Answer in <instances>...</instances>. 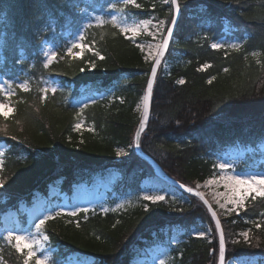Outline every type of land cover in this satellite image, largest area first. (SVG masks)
Returning <instances> with one entry per match:
<instances>
[{"label": "trees", "instance_id": "1", "mask_svg": "<svg viewBox=\"0 0 264 264\" xmlns=\"http://www.w3.org/2000/svg\"><path fill=\"white\" fill-rule=\"evenodd\" d=\"M179 1L182 14L167 55L169 69L158 72L141 145L168 175L194 186L218 172V158L228 149L252 148L248 159L263 151L264 0ZM136 3L139 8L129 5L122 13L123 0H0V78L10 81L14 91L10 99L0 94V101L12 106L7 118L0 115V139L8 145L0 169V264H23V256L5 239L9 233L1 217L6 210L19 211L59 180V194L70 193L75 184L111 168L119 175L104 201L88 212L45 213H60L41 229L48 236L47 264H69L73 253L91 255L99 263L131 264L136 244L165 240L178 224L187 229L201 221L213 224L199 197L143 199L142 179L156 172L137 154L134 135L153 61L110 21L122 15L169 19L173 9L170 1ZM97 18L107 23L97 25ZM81 34L85 47L68 55L71 38ZM46 42L56 49L47 68ZM216 42L225 47L212 49ZM231 44H239V50ZM205 63L211 67L199 71ZM180 79L185 83H177ZM23 81L27 92L17 87ZM46 84L57 91L42 100L40 89ZM123 147L129 155L120 158L116 152ZM21 219L26 221L22 214ZM220 219L226 259L261 255L264 260V198L250 197L239 212ZM250 228L251 243L231 237ZM216 236L211 242L187 234L169 245L171 263L208 264L214 245L217 252Z\"/></svg>", "mask_w": 264, "mask_h": 264}, {"label": "rangeland", "instance_id": "2", "mask_svg": "<svg viewBox=\"0 0 264 264\" xmlns=\"http://www.w3.org/2000/svg\"><path fill=\"white\" fill-rule=\"evenodd\" d=\"M164 3H167L166 0H161ZM171 0H168V2ZM116 14V13H115ZM173 14L169 19H159L156 20L154 18H145V19H127L129 24H139L144 21H147L146 27L140 29L138 34L134 37L132 33H127L128 37L133 38L142 50L145 53V58L148 62L153 61L159 51L157 46L162 44L163 38L166 34L167 28L172 20ZM176 35V31H175ZM176 39V36L173 38V41ZM79 41L83 44L82 40H79V36L71 38V44L73 42ZM47 47L45 52H55V46L46 42ZM219 43V42H216ZM172 43L170 44L171 47ZM71 47V46H70ZM169 47V49H170ZM169 49L167 55L169 53ZM74 51V49H73ZM165 56V59L161 65V71H164L169 68L170 58ZM0 83H4L3 79L0 78ZM143 106V98L139 104V111L141 113ZM12 110L9 112V114ZM8 149V145L2 139H0V153H3L0 156V169L2 168V162L4 159V155L6 150ZM123 149L126 153L124 156L129 155V149L127 147L120 148ZM262 152L257 154V156L248 159V153H252V148L236 146L228 149L221 157L218 158L217 161V169L218 172L211 177H208L203 182L195 183L194 187H198L200 190L204 192L207 198L211 201V203L216 208L219 216L222 215L227 217L233 212L229 213L227 208H232L233 205L228 204L226 202V197L231 194V185L226 187L225 185L229 184L227 179H219V177H228L233 174L231 169H227L221 171L218 168L220 163H229L234 166L235 172L243 173V174H254V173H264V143L261 145ZM124 156H120L124 157ZM259 163H262L259 166ZM119 175V172L115 168L109 169L104 174H95L92 178L88 179V181H84L73 186V189L70 193L67 191H62L59 194L60 189L62 188L61 181L54 183L51 185L49 192L47 195H43L42 193H36L33 197L32 202L30 203H22L20 205L19 211L8 209L6 210L1 219L5 225L6 231L8 233L20 234V235H31L34 239H41L40 234L37 232L35 225L39 223L40 219L45 216V213L52 210H71V212L76 209L83 208H92L100 201H104V196L106 194V189L108 185L116 179ZM210 179H216L215 184H209L208 181ZM1 181V179H0ZM142 188H143V196L145 195H164L165 200L168 198H178L181 197L183 201H189L190 198L188 194L182 192L179 188H177L171 182L161 178L156 173L147 174L146 177L142 179ZM185 194V195H184ZM61 197L59 199V196ZM255 195V194H253ZM248 197L246 201L249 199ZM124 200H122L123 202ZM219 201V203H217ZM245 201V203H246ZM220 204H225V208H221ZM122 205V203H120ZM105 209L106 206L104 205ZM240 209L235 210V212H239ZM21 214L26 217V221L21 219ZM213 224L208 222L201 221L198 224L190 227L189 229L185 227H180L178 224L172 230H167L165 240H158L152 243L134 245V256L131 260V264H161V261H164L165 264L171 263V247L176 245L182 241H184L187 234L194 235L198 232H204L206 235L203 238L208 239L213 242L216 236L217 240V252L216 246L214 245L212 248V258L208 262V264H217L219 258V236L218 231L216 229L215 223L212 219ZM223 225V224H222ZM215 227V228H214ZM168 228V227H167ZM224 229V228H223ZM226 234L227 227L225 226ZM246 231V230H243ZM239 231L236 233H231L234 238H238L239 233L243 232ZM229 232V231H228ZM46 235V234H44ZM230 235V233H229ZM172 245V246H169ZM43 247L45 252L49 255V250L47 248V241L43 242ZM45 253L38 252V255H44ZM69 264H107L105 262L99 263L96 262L95 258L91 255H84L80 253H73L70 256ZM225 264H264V260L261 255H244V256H231L225 260Z\"/></svg>", "mask_w": 264, "mask_h": 264}, {"label": "snow or ice", "instance_id": "3", "mask_svg": "<svg viewBox=\"0 0 264 264\" xmlns=\"http://www.w3.org/2000/svg\"><path fill=\"white\" fill-rule=\"evenodd\" d=\"M168 2V0H166ZM171 4L175 6V12L179 13L180 11V5L177 2V0H171ZM129 5H134L135 7L139 8L140 5L136 3V0H123V8L118 9L120 12H124V9H126ZM115 8L116 5H113ZM113 25H115L117 28H119L120 32L122 33H132V36L134 37L140 29L146 27L147 21H144L142 23L136 24H129L127 22V17L125 15H122L119 20L117 17H112L110 21ZM97 25H103L104 23H107L103 18H97L96 21ZM171 24L175 26L176 20L173 19L171 21ZM91 24H88L87 27H91ZM168 37L170 38L172 36V28H169L167 30ZM84 36L83 34L80 35L79 40H83ZM168 44V40L165 39L163 44L157 46L159 48V52L156 57V65H159L160 63V57L164 54V50L166 49ZM85 45L80 43L79 41L73 42L71 44V47L67 48V53L68 55H73V49L75 48H84ZM225 47L224 44L221 43H212L211 48L212 49H223ZM229 47L239 50L240 45L239 44H231ZM44 55L48 58L47 61L44 63V67H48L53 60L56 58V53L55 52H45ZM95 55L100 57V59H103L102 56H100L99 52H95ZM255 55V53H253ZM92 67H95V64L91 65ZM211 65L208 63L203 64L199 71H205L208 68H210ZM225 72L228 71L227 68L224 69ZM151 75H152V80L149 81L148 86H147V94L145 96V101L147 102L149 97L152 94L153 90V80H155L156 75H157V67L154 66L151 69ZM213 80H215V77L213 76L210 78L207 83L212 84ZM179 84H184L185 80L180 79L177 81ZM20 89L23 91L27 92L29 91L28 87V82L23 81L17 85ZM57 89L55 87H52L50 85H47L43 88L40 89V92L42 93L41 99H46L47 94L51 92L52 94H55ZM0 94H2L5 98L10 99L12 95H14V91L12 90V83L10 81H5L4 83H0ZM87 105H85L86 107ZM147 106V104H146ZM12 110V106L9 103H5L3 101H0V115H2L4 118H7L9 115V112ZM81 127L80 124L76 125V128L79 129ZM143 127V126H142ZM140 133L137 132V141L139 140ZM15 139V137H13ZM138 146V144H137ZM3 153H0V156H2ZM117 156H124L126 155L125 151L123 149H118L116 152ZM218 168L221 171L231 169L233 171V174L228 176V177H219V179H227L229 184L225 185L228 187L231 185V194L226 197V202L228 204L233 205L232 208H227V211L229 213L237 210V209H242L245 207V201L248 197H251L253 200H255L257 197H262L264 198V173H254V174H243V173H238L235 172L234 166L229 164V163H220L218 165ZM217 181L216 179H210L208 181L209 184H215ZM0 187H3V182L0 181ZM182 188H184L187 192L193 193L194 189L192 187H187L186 185H181ZM255 194V195H253ZM196 196H200L201 194L199 192H195ZM144 200L146 201H152L153 203L159 202V201H164L165 196L164 195H145ZM219 203V201H217ZM205 204H207V201H205ZM221 208H225V204H220ZM209 208H211V205H209ZM81 212H88L87 208L80 209ZM107 211V210H105ZM56 215H60V213H55L46 215L42 219H40L39 223L35 225L37 232L40 234L41 239L37 240L31 237V235H20V234H14V233H9L8 236L5 238L6 241L14 247L17 253H20L23 256V264H47V262L50 259V256L45 252V249L43 247V242L48 240V236L44 235L41 229L45 225V223L48 220H52L55 218ZM72 216H76L77 212L73 211L70 213ZM212 217H216V212L211 213ZM79 226V225H77ZM215 226L218 229L219 232V264H225V235H224V230L221 227L220 220L216 219L215 220ZM255 227L259 229L261 227L260 223H256ZM252 229H248L246 231H243L239 233V236L243 238L245 242L251 243L250 241V233ZM197 237H204L206 233L204 232H198L195 234ZM233 243H239V240H234ZM27 250V251H25ZM38 252L40 253H45L44 255H38ZM161 264H165L164 261H161Z\"/></svg>", "mask_w": 264, "mask_h": 264}, {"label": "water", "instance_id": "4", "mask_svg": "<svg viewBox=\"0 0 264 264\" xmlns=\"http://www.w3.org/2000/svg\"><path fill=\"white\" fill-rule=\"evenodd\" d=\"M177 2L180 5V1L177 0ZM172 7H173V18H172V20L173 19L176 20L175 26H173L170 23V25L168 27V29L169 28H172V36L169 38L168 37V34L166 32V34L164 36V39H163V42H164L165 39L168 40L167 47L164 50V54L160 57V63H159V65H156V58H155V60H154V62L152 64V67H151V69L154 66L157 67V75H158V71H159L161 62H162L163 58L165 57V55H166V53H167V51L169 49V46H170L171 41H172V38H173V36L175 34L176 27H177V25H178V23L180 21V18H181V12H182L181 5H180V11H179V13H176L175 12V6L174 5H172ZM163 42H162V44H163ZM157 75H156L155 80L152 81L153 82L152 94L149 97L148 101L146 102L144 98H145V96L147 94V86H148L149 81L152 80V75H151V70H150V73H149V76H148V79H147V83H146V87H145L144 96H143V108H142V112H141V117H140V120H139L137 129L135 131V135H134V147H135V150H136V152H137L138 155H140L141 157H143L144 159H146L154 167V169H155V171H156V173H157L158 176H160L161 178H163V179L171 182L172 184H174L175 186H177L178 188H180L182 191L186 192L188 195H193L195 197H199L204 202V204H205V201H207V204H205V205H206V207H207L210 215H211V213L213 211L216 212V217H212V215H211L214 223H215V220L216 219H219L220 220L221 227L223 228L222 221L220 219V216H219L216 208L214 207V205L211 203V201L207 198V196L204 194V192L202 190H200L198 187H194V186L187 185L184 182H182V181H180L178 179H175V178L171 177L170 175H168L166 173V171L162 168V166L157 162V160L153 156H151L149 153H147L146 151H144V149L142 148L141 140H142V137H143L144 133L148 129L149 124H150L151 112H152L153 92H154V88H155V83H156ZM146 104H147V106H146ZM137 132L140 133V136H139V140L138 141H137ZM137 144H138V146H137ZM181 185H186L187 187H192L194 189V192L193 193L187 192L184 188L181 187ZM195 192H199L201 195L200 196H196L195 195ZM209 205H211V208H209ZM217 231H218V229H217ZM218 236H219V232H218ZM225 249H226V239H225ZM225 257H226V250H225ZM217 264H219V258H218V263Z\"/></svg>", "mask_w": 264, "mask_h": 264}, {"label": "bare ground", "instance_id": "5", "mask_svg": "<svg viewBox=\"0 0 264 264\" xmlns=\"http://www.w3.org/2000/svg\"><path fill=\"white\" fill-rule=\"evenodd\" d=\"M153 62H154V60H153Z\"/></svg>", "mask_w": 264, "mask_h": 264}]
</instances>
